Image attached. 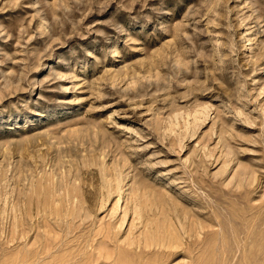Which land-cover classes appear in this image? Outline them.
I'll return each instance as SVG.
<instances>
[{
	"label": "rangeland",
	"instance_id": "rangeland-1",
	"mask_svg": "<svg viewBox=\"0 0 264 264\" xmlns=\"http://www.w3.org/2000/svg\"><path fill=\"white\" fill-rule=\"evenodd\" d=\"M0 264H264V0H0Z\"/></svg>",
	"mask_w": 264,
	"mask_h": 264
},
{
	"label": "bare ground",
	"instance_id": "bare-ground-1",
	"mask_svg": "<svg viewBox=\"0 0 264 264\" xmlns=\"http://www.w3.org/2000/svg\"><path fill=\"white\" fill-rule=\"evenodd\" d=\"M50 186V185H49ZM39 188V187H38ZM42 188V187H41ZM45 189V188H44ZM71 190V189H70ZM46 191V190H45ZM73 191V190H72ZM44 194H46V193H44ZM55 195V194H54Z\"/></svg>",
	"mask_w": 264,
	"mask_h": 264
}]
</instances>
